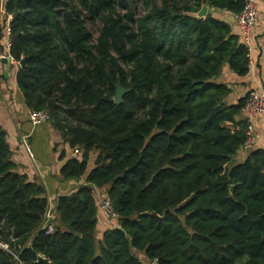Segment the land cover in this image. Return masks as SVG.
<instances>
[{"label":"trees","instance_id":"16d2710c","mask_svg":"<svg viewBox=\"0 0 264 264\" xmlns=\"http://www.w3.org/2000/svg\"><path fill=\"white\" fill-rule=\"evenodd\" d=\"M243 4L0 0V55L8 39L25 106L47 111L80 152L61 176L84 178L57 198L53 231L41 230L45 188L14 170L0 126V264H264V148L234 158L247 96L227 104L229 86L215 81L223 63L246 75L248 50L226 23L193 15ZM102 195L118 218L99 232Z\"/></svg>","mask_w":264,"mask_h":264},{"label":"crops","instance_id":"0c3cea01","mask_svg":"<svg viewBox=\"0 0 264 264\" xmlns=\"http://www.w3.org/2000/svg\"><path fill=\"white\" fill-rule=\"evenodd\" d=\"M256 3L258 22L253 28L250 47H246L249 55L248 73L239 76L228 64L223 63L219 75L215 78L217 83L226 84L230 88V93L226 97L227 104H233L245 98L253 89L264 90V0H256ZM207 7L206 17L211 14L212 17L226 23L231 28V33L237 35L241 43L242 33L238 28L235 14ZM7 50L6 45L4 52L8 53ZM5 53L1 55L7 56ZM16 68L17 63L13 59L10 60V66L0 59V126L6 132V141L12 153L14 170L25 174L30 181L44 186L48 204L52 209L59 196L74 192L84 181V178L65 179L60 174L64 162L76 155L75 150L77 149L71 150L49 121L40 124H33L30 121V111L25 106L23 96L16 86ZM252 125L258 134L253 148H264V116L254 118ZM245 156L246 150L240 148L234 158L242 161ZM93 163L92 158L88 171L93 167ZM99 193L101 190H98ZM52 213V220L56 219V212L53 210ZM97 217L99 218L97 225L99 232L107 228L108 224H113L99 212Z\"/></svg>","mask_w":264,"mask_h":264},{"label":"built area","instance_id":"2783aa9c","mask_svg":"<svg viewBox=\"0 0 264 264\" xmlns=\"http://www.w3.org/2000/svg\"><path fill=\"white\" fill-rule=\"evenodd\" d=\"M243 8L240 13L235 14V19L238 25L239 30L242 33V44L249 48L252 40L253 28L258 22V7L256 0H243ZM7 38L9 34V29L7 28ZM8 49V39L6 41ZM7 56H10L7 54ZM6 57L1 55L0 58ZM11 58V57H10ZM12 59V58H11ZM243 118L246 121V138L243 143L244 150H250L253 148V145L258 137V134L255 132V129L252 125V120L258 116H264V90L262 89H253L251 90L246 97L243 109ZM29 119L33 124H40L49 120V114L47 111H30ZM75 154L79 157L80 152L75 150ZM98 212L108 221L114 222L118 218L116 211L113 208L112 202L106 197L103 196L99 198L98 201ZM54 208H50L48 205L46 212L43 216V222L40 226L41 230H44L46 233L53 231L54 226L52 224V212ZM0 248L4 251H9L8 245L0 242ZM147 264H158L156 260L147 262Z\"/></svg>","mask_w":264,"mask_h":264},{"label":"water","instance_id":"95a60500","mask_svg":"<svg viewBox=\"0 0 264 264\" xmlns=\"http://www.w3.org/2000/svg\"><path fill=\"white\" fill-rule=\"evenodd\" d=\"M207 12H208V7L206 5H202L200 10L193 14L194 16H197L198 18H204L206 17L207 15ZM10 56H6V57H2L1 58V61L3 63H5L6 65L10 66ZM25 64V58H23L19 63L18 65H20V67H23ZM127 90L122 88L121 86V83H120V80H117L116 84H115V93H114V96H113V101L115 103H119L122 101V96L123 94L126 92ZM92 186V185H90Z\"/></svg>","mask_w":264,"mask_h":264},{"label":"rangeland","instance_id":"374dc122","mask_svg":"<svg viewBox=\"0 0 264 264\" xmlns=\"http://www.w3.org/2000/svg\"><path fill=\"white\" fill-rule=\"evenodd\" d=\"M132 8H133V10L135 12V15H137V16H141L143 14V12H144L143 7H142V4L140 2L135 3ZM100 27H101V23L99 21H96L93 24H91V23L88 24V28L93 33V37L94 38L97 37V35H98V29ZM102 197H103V195H102ZM237 264H246V263H245V260H242L241 262H239Z\"/></svg>","mask_w":264,"mask_h":264}]
</instances>
